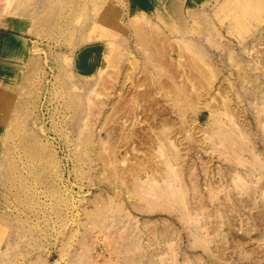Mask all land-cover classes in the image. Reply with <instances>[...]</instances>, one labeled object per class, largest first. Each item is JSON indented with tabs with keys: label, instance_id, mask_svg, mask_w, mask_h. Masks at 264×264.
I'll return each mask as SVG.
<instances>
[{
	"label": "rangeland",
	"instance_id": "1",
	"mask_svg": "<svg viewBox=\"0 0 264 264\" xmlns=\"http://www.w3.org/2000/svg\"><path fill=\"white\" fill-rule=\"evenodd\" d=\"M5 1L0 264H264V0Z\"/></svg>",
	"mask_w": 264,
	"mask_h": 264
},
{
	"label": "bare ground",
	"instance_id": "2",
	"mask_svg": "<svg viewBox=\"0 0 264 264\" xmlns=\"http://www.w3.org/2000/svg\"><path fill=\"white\" fill-rule=\"evenodd\" d=\"M3 1H5V0H3ZM7 1V0H6ZM5 1V2H6ZM9 2H10V0H8ZM2 2V0H0V3ZM12 3L10 2L8 5H11ZM7 5V6H8ZM1 8V7H0ZM1 10H3L2 8L0 9V21H2L6 16H5V13L6 14H8V10H9V8L7 7L6 9H5V11H1ZM137 33H138V36H139V39H140V41H141V44L143 45V42H144V34H143V31L141 30V28H136V30H135ZM145 33V32H144ZM4 39H7L6 38V36L5 35H3V34H0V44H1V42H4ZM167 41V40H166ZM165 40H164V42H166ZM5 42H6V40H5ZM148 45V44H147ZM167 47V46H166ZM172 47V46H171ZM170 47V48H171ZM1 48H2V46H0V50H1ZM88 52H91V51H88ZM156 54V56H154V58L156 59L155 60V67L157 68V70L159 71V72H164V73H166V74H164L165 76H166V79H168V81L165 83V84H169L170 86V89L172 90V91H174L175 93V96H176V99L175 100H178V99H180L181 97H184L185 98V100L190 104V102H192L193 101V96H192V94H189L187 91H186V89H187V86H189V84H192V86H193V77L192 76H194V75H192V74H190V72L181 64V61L179 62V66H177V69L179 70V69H182V70H185V72L187 71V73H186V75H185V82H186V84H184V85H180V86H176L175 87V78H174V76H173V74H172V72H171V70H170V68L167 70L166 68H165V66H164V64L162 63V60H164V57L165 56H163L162 54H161V52L160 51H158V54L157 53H155ZM89 55V53L87 54V52L86 53H82V54H80L79 55V59L81 60V62L87 57ZM178 65V64H177ZM170 67H171V65H170ZM150 76V75H149ZM148 76V77H149ZM151 77V76H150ZM151 80H152V78H151ZM181 84V83H180ZM152 85H153V87H154V89H155V87L156 88H165L167 85H164V84H162V81H159V82H157V83H155V81L152 83ZM151 85V86H152ZM149 89V88H148ZM150 92H151V90H149ZM157 92V91H156ZM192 92V91H191ZM200 92H203V91H200ZM159 94V93H158ZM144 96H145V94H143ZM144 96H142V97H144ZM146 96H148V95H146ZM99 97H101L100 95H99ZM162 97V96H161ZM161 97H159V98H161ZM145 98V97H144ZM151 98V97H150ZM181 100V99H180ZM182 101V100H181ZM153 103V102H152ZM154 105V104H153ZM153 107V106H152ZM150 107L148 106V109H149ZM215 108V107H214ZM213 108V110L215 111V109ZM144 109V108H143ZM153 109H154V107H153ZM166 110V109H165ZM165 110H163V112H161V113H164L165 112ZM136 112H137V110H132L131 111V114H133V116H136ZM143 112H144V110H143ZM150 112V111H149ZM160 111H158V113H159ZM147 113V112H146ZM217 113V112H216ZM156 114V113H155ZM160 114V113H159ZM145 115V114H144ZM143 115V116H144ZM148 116H149V114H148ZM148 116H147V118H148ZM187 116V115H186ZM213 116L215 117V115L213 114ZM145 117V116H144ZM153 117V116H152ZM154 119H155V117H154ZM162 119H164L165 120V117L164 118H162ZM216 119V118H215ZM191 120V119H190ZM193 121V120H192ZM148 122H149V120H148ZM147 122V123H148ZM154 122V121H153ZM164 122V121H163ZM160 123V122H159ZM141 124V123H140ZM161 124V123H160ZM148 125V124H147ZM194 127V126H193ZM192 127V128H193ZM151 128V127H150ZM152 129V128H151ZM123 132V134H128L127 132H125L124 130L122 131ZM196 132V131H195ZM197 134V133H196ZM199 134V133H198ZM197 134V135H198ZM190 135V134H189ZM210 136V135H209ZM195 137V136H194ZM196 140V139H195ZM194 140V142H196ZM148 143H150V144H152L153 143V136L151 137V138H148ZM164 143V144H163ZM183 143V142H182ZM181 145H183V144H181ZM159 146L161 147L160 148V150L162 149V148H164L165 147V152L167 151V152H169V154H170V156H169V158L170 159H177V154H175V151L177 150H179L178 148L179 147H177L176 146V143L175 142H170V145L169 144H167L165 141H162V140H160V144H159ZM170 146V147H169ZM201 147H199V145H198V147L201 149V151H203V150H205V147H203L202 145H200ZM205 146V145H204ZM166 148H167V150H166ZM174 149H175V151H174ZM203 149V150H202ZM187 150V149H186ZM162 152H163V150H161ZM160 151V152H161ZM176 151V152H177ZM207 151V150H206ZM179 153V152H178ZM112 156H114L115 158L117 157V154H116V152L112 155ZM124 156V155H123ZM199 157V156H198ZM125 162V161H124ZM139 164V163H138ZM145 164V163H144ZM169 164H170V160H169ZM171 168H174V165H172V167ZM140 187V186H139Z\"/></svg>",
	"mask_w": 264,
	"mask_h": 264
},
{
	"label": "crops",
	"instance_id": "3",
	"mask_svg": "<svg viewBox=\"0 0 264 264\" xmlns=\"http://www.w3.org/2000/svg\"><path fill=\"white\" fill-rule=\"evenodd\" d=\"M8 34H10V33H8ZM10 35H12V36H15V37H17L18 38V40H19V42L20 43H22L21 45L23 46L24 44V42H25V39H23V38H19L18 36H16V35H13V34H10ZM2 44H3V42H1V44H0V46H2ZM3 47V46H2ZM24 47V46H23ZM23 47H21V48H18L16 51H20V50H22L23 49ZM91 48H93V47H91ZM96 48V47H95ZM88 49V48H87ZM13 53V52H12ZM11 53V54H12ZM15 53V52H14ZM88 54V53H87ZM13 55V54H12ZM8 56H10V54L8 55ZM79 56V55H78ZM78 56L76 57L77 58V61H78V63H77V66L79 67L80 66V61L78 60ZM4 58H6V56H3ZM99 64V60H94L92 63H91V71H90V73H92V72H95L96 71V69L98 68V65ZM97 67V68H96ZM89 73V72H88ZM87 74V73H86Z\"/></svg>",
	"mask_w": 264,
	"mask_h": 264
}]
</instances>
